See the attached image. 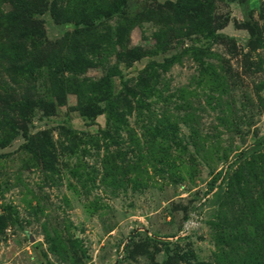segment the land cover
<instances>
[{"label": "rangeland", "instance_id": "obj_1", "mask_svg": "<svg viewBox=\"0 0 264 264\" xmlns=\"http://www.w3.org/2000/svg\"><path fill=\"white\" fill-rule=\"evenodd\" d=\"M0 264H264V0H0Z\"/></svg>", "mask_w": 264, "mask_h": 264}]
</instances>
